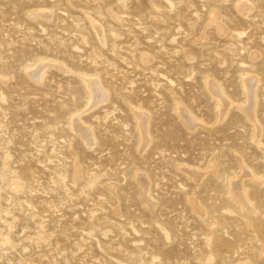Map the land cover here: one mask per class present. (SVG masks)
Listing matches in <instances>:
<instances>
[{"label": "rangeland", "instance_id": "obj_1", "mask_svg": "<svg viewBox=\"0 0 264 264\" xmlns=\"http://www.w3.org/2000/svg\"><path fill=\"white\" fill-rule=\"evenodd\" d=\"M0 264H264V0H0Z\"/></svg>", "mask_w": 264, "mask_h": 264}, {"label": "bare ground", "instance_id": "obj_2", "mask_svg": "<svg viewBox=\"0 0 264 264\" xmlns=\"http://www.w3.org/2000/svg\"><path fill=\"white\" fill-rule=\"evenodd\" d=\"M253 178H254V177H253ZM227 191H228V188H227ZM232 194H233V193H232ZM234 196H236V195H234ZM230 197H231V196H230ZM240 202L243 203L242 200H241ZM243 204L245 205V203H243Z\"/></svg>", "mask_w": 264, "mask_h": 264}]
</instances>
